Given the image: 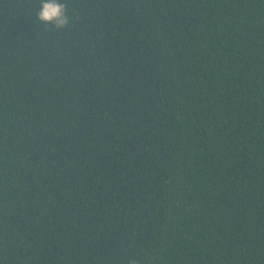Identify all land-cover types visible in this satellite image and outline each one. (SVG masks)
I'll use <instances>...</instances> for the list:
<instances>
[{"label":"trees","instance_id":"1","mask_svg":"<svg viewBox=\"0 0 264 264\" xmlns=\"http://www.w3.org/2000/svg\"><path fill=\"white\" fill-rule=\"evenodd\" d=\"M0 0V264H264V0Z\"/></svg>","mask_w":264,"mask_h":264},{"label":"clouds","instance_id":"2","mask_svg":"<svg viewBox=\"0 0 264 264\" xmlns=\"http://www.w3.org/2000/svg\"><path fill=\"white\" fill-rule=\"evenodd\" d=\"M36 17L44 24L54 25L57 30L64 29L73 22L72 16L68 14L67 5L60 0H41Z\"/></svg>","mask_w":264,"mask_h":264}]
</instances>
